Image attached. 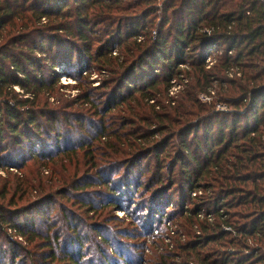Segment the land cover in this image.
I'll return each instance as SVG.
<instances>
[{"label":"trees","instance_id":"16d2710c","mask_svg":"<svg viewBox=\"0 0 264 264\" xmlns=\"http://www.w3.org/2000/svg\"><path fill=\"white\" fill-rule=\"evenodd\" d=\"M92 68L109 72L97 88ZM64 77L77 99L62 97ZM174 80L184 85L175 96ZM88 128L95 142L78 141ZM153 154V174L178 169L182 186L179 200L171 186L144 204L145 235L163 240L176 225L173 247L150 264H264V0H0V264L19 249L30 264L55 259L56 232L29 211L81 197L120 163L134 178ZM126 183L91 198L116 206ZM83 204L96 212L94 199ZM14 235L26 246L9 244L10 257ZM78 235L69 244L79 253L66 257L85 264Z\"/></svg>","mask_w":264,"mask_h":264},{"label":"rangeland","instance_id":"374dc122","mask_svg":"<svg viewBox=\"0 0 264 264\" xmlns=\"http://www.w3.org/2000/svg\"><path fill=\"white\" fill-rule=\"evenodd\" d=\"M118 51L119 50H117V53L115 52L114 54H119ZM58 70L61 69L58 68ZM92 72L93 74H96L95 78L93 75H91L90 78L94 82L93 88L101 86L106 77L109 75L108 70L107 73H103L102 70L97 68H92ZM62 82L63 84L71 86L60 90L61 94L64 95H62V97L68 100L77 99L78 95L81 93V89L72 87L75 86V81L72 79L68 80L64 77L62 78ZM212 93L216 96L215 92ZM214 98L215 97H213L212 94L201 95V101L206 104L213 103ZM223 106H225L224 103H216L217 110L225 111L226 106L222 108ZM74 111H76L77 115L82 117L85 116V118H87V115L82 111H78V109H75ZM72 122L77 124V122L73 121V119ZM88 130L89 134L85 131V135L77 140L79 141L81 139L82 141H85L87 139L88 143L91 141L95 142L97 137L96 132H93L90 128H88ZM100 146L103 147V142H100ZM97 159L100 160L101 158L97 157ZM140 165V167L135 168L132 172V174L136 175L134 178L133 175L127 173V169L123 163H120L113 166L108 172H104L102 177H94V184L84 190L83 193H81V197L75 195L72 196L71 192L67 196L58 194L53 197V200H48L45 204L36 206L34 209L30 210L28 216L31 215L34 217V220L37 221L38 227H42V229L46 230L47 227L45 224L47 223L52 229L51 233L56 232L54 240L52 239L54 252L56 251L55 259H49L48 262L43 263V260L47 259L44 257L40 259L39 264H75L71 260L67 259L66 254L79 253V247L77 250L75 245L71 247L69 244L70 241L76 237V235L79 236L78 233L82 237L80 240L82 241L81 243L84 250L81 251V253H83V262L85 264H105V262L110 264L115 260L118 261L117 264H125L122 262V260H124L122 254L125 252L129 256L137 255V253L143 255V258H141L139 263L136 261L134 262L135 264H150V260L153 259L154 251L161 252L165 247V244H168V247L172 248V239L169 238V236H174L176 232V225L174 224L172 227L167 224L171 227L168 231V234L170 235L166 236L163 240H158L151 235H145L146 230L143 225L146 226L147 224L145 217L148 213V208L145 209L147 205L144 204H148L150 202V199L154 195L155 191L162 188L169 190L171 186L173 191H168V195L173 196L176 200H179L182 183L179 184L181 180L178 174V169L175 170L173 176L169 175L167 167H165V171L163 173L158 172V174L154 175L153 172L156 169L155 154L144 159ZM68 171L70 173L74 172V167L69 166ZM14 172H16V170ZM50 172V170H45V172L42 171V174L48 176L50 175ZM0 175L4 178L7 177L4 170L0 171ZM124 180L127 182L126 193L128 194L125 198H118V200L115 198L118 203L116 206L110 205L107 209H104V207L100 204L108 202L111 199V195L106 194V199H99L98 197L91 198V193L105 191V189L108 188L106 183L121 185ZM171 182H173V184H171ZM110 191L113 190L110 189ZM135 195L137 197H134ZM92 199H94V202L96 203L97 210L96 212L90 213L83 203L86 201L91 202ZM142 203L143 205L141 206ZM124 207L128 209L127 213L123 211ZM64 214H66V216ZM96 228H100V231H96ZM74 229L79 232L76 233ZM45 234L47 235V233ZM105 238H107L108 241H106ZM9 239L10 242L5 244L3 248L5 250L4 254L9 255L10 257L11 254L13 256L14 252L10 248L9 244L12 243L18 245L20 243L23 246H26V242L15 235L9 237ZM36 250L41 251L40 245H38ZM23 253L24 251L22 252L19 249L20 256L17 258L15 264H30L32 259L30 257L24 259L22 255ZM8 262L11 261L8 260Z\"/></svg>","mask_w":264,"mask_h":264},{"label":"built area","instance_id":"2783aa9c","mask_svg":"<svg viewBox=\"0 0 264 264\" xmlns=\"http://www.w3.org/2000/svg\"><path fill=\"white\" fill-rule=\"evenodd\" d=\"M209 60V59H208ZM85 73H87V72H85ZM93 77L95 78L96 77V74H93ZM183 83H179V82H177L176 80H174L173 81V85H172V87H171V89H170V93H171V95H173V96H175L178 92H180L182 89H183ZM225 106H223L222 108H224ZM194 195H200L201 194V192H199V193H193ZM200 216L203 218V217H207L210 221H213L214 220V216H213V214H211V213H206V212H204V211H202L201 213H200ZM168 224H171V223H168ZM172 227V226H171ZM226 230H228V231H230V228H226Z\"/></svg>","mask_w":264,"mask_h":264}]
</instances>
